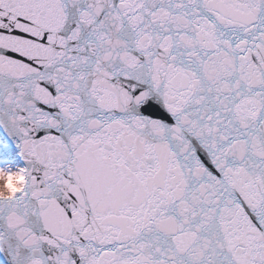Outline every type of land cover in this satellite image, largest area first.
Returning <instances> with one entry per match:
<instances>
[{"label": "snow or ice", "instance_id": "obj_1", "mask_svg": "<svg viewBox=\"0 0 264 264\" xmlns=\"http://www.w3.org/2000/svg\"><path fill=\"white\" fill-rule=\"evenodd\" d=\"M0 264H264V0H0Z\"/></svg>", "mask_w": 264, "mask_h": 264}, {"label": "clouds", "instance_id": "obj_2", "mask_svg": "<svg viewBox=\"0 0 264 264\" xmlns=\"http://www.w3.org/2000/svg\"><path fill=\"white\" fill-rule=\"evenodd\" d=\"M18 184V181L16 180H10L5 182L4 180H0V193L7 194L9 188H14Z\"/></svg>", "mask_w": 264, "mask_h": 264}]
</instances>
